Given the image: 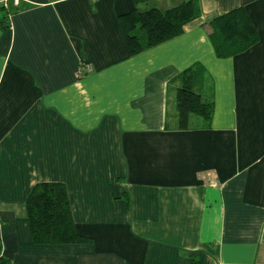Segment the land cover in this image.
<instances>
[{"label":"crops","instance_id":"crops-1","mask_svg":"<svg viewBox=\"0 0 264 264\" xmlns=\"http://www.w3.org/2000/svg\"><path fill=\"white\" fill-rule=\"evenodd\" d=\"M197 3L179 36L137 55L118 25L135 0H18L0 24L9 264H264V0ZM240 7L258 41L218 58L204 27ZM193 65L212 113L180 130L175 79ZM51 182L89 243H32L25 203Z\"/></svg>","mask_w":264,"mask_h":264},{"label":"trees","instance_id":"trees-1","mask_svg":"<svg viewBox=\"0 0 264 264\" xmlns=\"http://www.w3.org/2000/svg\"><path fill=\"white\" fill-rule=\"evenodd\" d=\"M168 8L156 6L155 0H135L130 12L118 17L129 55L179 36L185 25L199 15L197 0H173ZM17 7H0V24H8ZM208 38L218 58L243 53L258 41V35L243 7L217 16L205 25ZM175 109L177 128L188 129L191 117L200 118L206 126L212 113V104L200 91L206 85L204 69L193 65L176 79ZM27 222L31 241L35 245L85 244L90 239L75 230L67 192L61 183H38L31 190L26 203ZM0 264H9L0 247Z\"/></svg>","mask_w":264,"mask_h":264},{"label":"built area","instance_id":"built-area-1","mask_svg":"<svg viewBox=\"0 0 264 264\" xmlns=\"http://www.w3.org/2000/svg\"><path fill=\"white\" fill-rule=\"evenodd\" d=\"M10 2H12V6L14 7H16L18 4V0H0V7L6 9L9 6Z\"/></svg>","mask_w":264,"mask_h":264}]
</instances>
